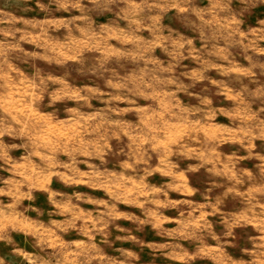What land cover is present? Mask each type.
Returning a JSON list of instances; mask_svg holds the SVG:
<instances>
[{
    "label": "rangeland",
    "instance_id": "374dc122",
    "mask_svg": "<svg viewBox=\"0 0 264 264\" xmlns=\"http://www.w3.org/2000/svg\"><path fill=\"white\" fill-rule=\"evenodd\" d=\"M0 264H264V0H0Z\"/></svg>",
    "mask_w": 264,
    "mask_h": 264
}]
</instances>
